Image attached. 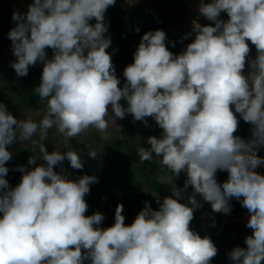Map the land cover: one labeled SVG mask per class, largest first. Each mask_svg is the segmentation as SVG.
Here are the masks:
<instances>
[{
    "label": "clouds",
    "instance_id": "1",
    "mask_svg": "<svg viewBox=\"0 0 264 264\" xmlns=\"http://www.w3.org/2000/svg\"><path fill=\"white\" fill-rule=\"evenodd\" d=\"M115 4L33 0L26 13H13L10 67L26 77L31 66L43 64L34 93L47 102V112L39 122L20 120L0 103V264H211L216 245L190 227L202 207L198 195L216 213L231 214L233 198L248 210L252 234L246 247H234L228 257L232 264H264V175L256 171L264 165L258 155L264 148V0H200L199 15L214 26L194 21L183 37L194 39L179 55L169 51L163 30L147 32L124 69L123 87L107 51L112 40L105 13ZM249 41L257 53L253 59ZM109 105L115 118L131 114L147 126L151 117L162 129L160 138H148L150 149L140 147L137 155L141 163L153 154L160 158L166 172L160 183L170 185L171 195L162 203L157 199L159 210L146 201L131 225L119 204L114 224L104 228V214L85 215V197L98 178L70 180L54 170L65 160L83 169L81 153L70 145L49 153L42 141L54 126L67 138L89 129L106 134L114 120ZM234 113L251 125L248 139L234 135ZM22 142L31 144L28 163H43L15 169L23 176L12 188L5 178L8 146ZM88 156L96 159V150ZM218 171L228 174L222 184ZM181 173L183 187L175 182Z\"/></svg>",
    "mask_w": 264,
    "mask_h": 264
},
{
    "label": "rangeland",
    "instance_id": "2",
    "mask_svg": "<svg viewBox=\"0 0 264 264\" xmlns=\"http://www.w3.org/2000/svg\"><path fill=\"white\" fill-rule=\"evenodd\" d=\"M8 1V4L5 2ZM130 6L126 12V23L131 31L143 37L149 31L158 30L157 26L164 19L165 15L175 8L177 0H151L149 2H136V0H129ZM187 3L184 17L181 22L173 25L167 30L166 44L169 51L175 55H179L178 49H184L192 42L194 37L183 39V37L190 33L193 28L194 21L200 22L202 25H208L211 22L199 15L200 0H189ZM205 3L211 0H204ZM33 0H0V101L12 100L13 105L20 103L18 96L21 88H25L28 80L36 75H42L43 64L37 63L31 66L29 74L26 77H18L15 71L10 67V64L15 61L12 54V42L8 38L9 31L14 28L15 22L12 20L14 12L19 11L24 14L28 11L29 5ZM221 19L228 20L226 13H221ZM93 19L90 23L95 24ZM105 23L107 24L106 20ZM139 28V33L136 32ZM106 36H110L112 40L111 47L107 50L112 54V62L119 56L123 50V46L119 42V38L114 35L110 27ZM250 53L249 59L255 58V46L249 41ZM173 44L175 46H173ZM115 50V51H114ZM47 54L51 58L53 50L47 49ZM251 55L253 58H251ZM248 66L244 70L247 75ZM121 80L120 87L126 82L123 72L118 77ZM32 93V89L28 86L26 88ZM120 103L127 107L125 100ZM37 107H42L37 111ZM47 112V103L35 102L30 106L26 104L19 109L20 115L16 113L17 119H32L39 122ZM148 120L147 126L143 121H135L131 114H126L123 119L118 118L119 126L122 130L121 145L116 147L113 143L108 141L98 140L95 136V129H89L86 133H82L74 138H67L64 134L57 131L56 127L49 129L48 136L45 141V147L51 153L55 150L66 151V145L72 146L75 150L81 153V159L84 161L83 169H73L68 160L63 161L55 167V171L59 174L65 175L70 180H76L80 176L89 175L96 176L98 183L90 185V193H107L110 196L122 195L128 197L131 206L137 211L140 207V198L148 196L152 199H161L171 195L170 185L161 184L160 177L166 174L164 167L160 164L159 159L153 154L151 161L141 163L140 157L137 155V150L140 147L150 149L147 143L149 137L160 138L162 129H160L151 117ZM38 139V137H36ZM30 142L13 143L8 146V150L12 153V158L6 163L9 170L16 173L22 178L23 173L16 171L19 166L31 170L39 166L42 161H37L35 165H30L29 158L33 155L30 152ZM94 149L97 152V158L92 159L88 156V150ZM121 149V150H120ZM38 152V149H37ZM124 163L123 166L118 163ZM117 167L116 175L106 184L103 180L100 181L99 172L107 171L110 168ZM115 169V168H114ZM185 180V175L181 173L180 177L175 181L177 185ZM162 187L161 190L156 189V185ZM204 202V201H203ZM202 202V203H203ZM201 203V202H200ZM201 203V204H202ZM249 219V212L238 219V225L231 231L217 232L212 239L218 249L217 255L212 259L211 264H232L228 257V253L236 246L246 247L244 243L245 238L252 234V229L246 227ZM193 226L192 221L190 227ZM104 228L105 225H103ZM226 252V254H225ZM89 263V262H85Z\"/></svg>",
    "mask_w": 264,
    "mask_h": 264
},
{
    "label": "trees",
    "instance_id": "3",
    "mask_svg": "<svg viewBox=\"0 0 264 264\" xmlns=\"http://www.w3.org/2000/svg\"><path fill=\"white\" fill-rule=\"evenodd\" d=\"M140 1L149 2L151 0H136V2ZM177 1L178 3L175 8L172 11L170 10L165 15L164 19H162L161 22L158 24V30H163L165 33H168V29H170L173 25L181 22V20L183 19L187 3H189L190 1ZM6 3L8 4V1H6L5 4ZM129 6V0H116V4L114 6H110L105 13V20L107 24L109 25L114 35L119 38V42L123 46L122 52L115 59V61H113L117 77L121 75V72H124V69L128 65L134 62V53L136 52L138 45L142 39L141 35H138L135 32L131 31V29L126 23V12ZM210 24L214 26L213 22H211ZM177 49L179 54H181L184 50L181 48ZM251 58H253L252 55ZM40 78L41 75H36L30 78L28 80V83L25 85V88L26 86H28L33 90L32 93L25 88H21L19 96L17 98L20 103H18L17 105H13L11 102L12 100L0 101V103L5 104L14 116L16 115V113L20 115L19 109L24 107L26 104L32 106V104L37 101L47 103L46 101H42L39 96L34 93V89L40 83ZM40 109H42V107H37L36 110L39 111ZM109 115L114 117V113H112L111 111V105H109ZM235 115L239 120V125L234 135L240 136L244 139H248L251 136V125L249 123L244 122L243 119L239 117V114ZM121 134L122 130L119 126L118 118L115 117L114 120H109V127L106 134H101L99 131L95 130V136L98 140L111 142L116 147H119L121 145ZM258 155L264 157V148L260 149ZM120 164L123 166L124 163L121 161V163H118V165ZM114 168H110L107 171H100L98 175L100 181L103 180L105 184L109 182L117 173V167L114 166ZM256 171L264 175V165L258 167ZM5 178L9 181V185L12 188L17 186L22 179L20 176H18L11 170H9V173ZM227 178L228 174L226 172L218 171L216 176L218 183L222 184L227 180ZM183 184L184 181L180 182L178 186L183 187ZM155 185L157 190L162 189L160 185ZM191 191L192 189L189 188L188 192L185 193V196L189 195ZM85 200L88 203V210L85 215L90 216L97 211L101 212L105 216V220L102 224V227L103 225H105L106 228L111 227L114 224L115 209L119 204H123L124 206L123 215L126 217L125 223L127 225H131L133 223L138 213L144 208L146 201L150 203L153 210H159L160 207V204L157 203V199H152L148 196H142L140 198V207H138L137 211H135L136 209L131 206V202L128 197L119 194L110 196L107 193H89L86 195ZM197 200L198 202H203V198L199 195L197 196ZM159 201L160 203L163 202L161 199H159ZM230 203L232 207L231 214L225 215L222 213L214 212L209 203L203 202L202 207L194 213V219L192 220L193 226H191V229L199 233L202 238L207 235L210 236L211 239H213L216 236L217 232H219L220 230H233L235 226L238 225V219L244 214H246L248 210L242 207L241 203L235 198H233ZM0 217H2V213H0ZM213 223L215 224V226H213Z\"/></svg>",
    "mask_w": 264,
    "mask_h": 264
}]
</instances>
